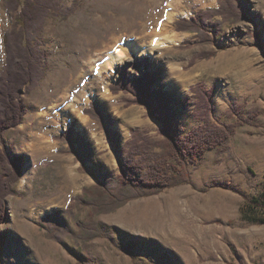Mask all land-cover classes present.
Masks as SVG:
<instances>
[{
  "label": "rangeland",
  "instance_id": "1",
  "mask_svg": "<svg viewBox=\"0 0 264 264\" xmlns=\"http://www.w3.org/2000/svg\"><path fill=\"white\" fill-rule=\"evenodd\" d=\"M244 2L248 18L232 22L216 16L211 25L218 23L220 32L214 43L207 44L195 42V32L178 31L175 21L191 18L201 9L217 8L218 0H62L58 9L47 13L33 41L39 51L47 54L41 65L42 76L22 95L26 113L17 127L3 134L0 144L21 169L20 178L10 185L4 200L7 212L0 223V264H78L71 252L84 255L87 251L92 252L97 264H264V223L242 212L245 200L264 189V0ZM173 8L185 13L175 17L171 14L172 19H166ZM94 15L105 17L103 25L113 26L115 38L105 45L97 39L99 44L91 47L95 57L91 65L87 58H80L75 40H82L81 32L92 25ZM15 19L5 0H0V73L6 64V34ZM165 36L181 38L177 43H162L154 45L150 52L146 50L155 39ZM189 40L195 44L180 46ZM128 45L137 49H129L112 68L98 71L109 53ZM202 52L215 55L198 58L191 64V59ZM144 57H149L154 69L161 70L153 88L171 101L176 134L183 135L201 124L193 114L194 105L182 102L185 97L192 98L191 86L199 82L213 89L215 123L240 121L226 116L228 108L237 103H245L247 111L259 110L258 120L237 126L227 140V148L208 150L197 165L187 161V182L132 199L112 212L96 213L80 205L69 208L84 187L116 179L120 173V156L106 130L84 113L92 100L103 103L109 128L120 146L131 138V129L135 128L155 138L162 136L163 124L157 118L149 116L139 104L125 103V98H133L132 94H114L110 89L120 78V67L124 66L129 79L142 75L131 64ZM60 73L73 80L78 78L80 86L86 84L95 91L81 103L79 115L64 121L51 135L56 156L63 160L61 163L70 162L79 176L77 187L66 197L44 202L57 192L63 167L55 160L32 167L30 156L20 147L24 135L20 125L23 121L34 122L30 117L39 111L32 107L35 99L48 76ZM182 77L189 79L180 82ZM80 117L89 124L82 126ZM67 128L71 132L66 137L71 134L74 140L88 146L85 166L96 175L84 170L75 153L77 144L59 139ZM214 181H228L234 189L209 186ZM58 212L73 233L52 239L41 220ZM83 220L96 221L115 231H108L110 236L82 241L74 234L76 222Z\"/></svg>",
  "mask_w": 264,
  "mask_h": 264
},
{
  "label": "trees",
  "instance_id": "2",
  "mask_svg": "<svg viewBox=\"0 0 264 264\" xmlns=\"http://www.w3.org/2000/svg\"><path fill=\"white\" fill-rule=\"evenodd\" d=\"M62 0H5V3L15 15L12 28L6 34V64L0 73V144L3 134L11 128L17 127L26 109L21 103V97L30 91L42 76L41 65L47 54L39 51L33 44L40 33L45 17L52 9H58ZM217 8L201 9L191 18H180L175 21L178 31L195 32V42L199 44L214 43L220 29L211 25L216 16L222 20L239 22L248 18V11L244 0H218ZM254 35L259 37V33ZM195 42L184 41L181 47H191ZM215 52H202L191 59L193 64L198 58H210ZM142 75L132 79L127 77L124 66L118 68L120 76L116 84L110 86L114 94L123 91L130 93L133 98H125L127 105L139 104L147 110L151 117L157 118L163 127L161 138L153 137L148 131L131 129V138L123 146L115 138L109 128L107 114L103 103L92 100L84 113L95 118L112 142L114 149L120 156L118 159L120 173L117 178H108L92 186L82 189V193L73 198L72 206L91 208L96 213L112 212L125 205L130 200L157 194L163 190L175 187L188 181L185 171L186 162L199 164L210 149L227 148V140L243 123H255L260 114L259 110L247 111L245 103H237L228 108L226 116L238 117L234 123H215L212 119L213 89L199 82L191 86L192 98L185 97L182 102L194 105L193 114L201 124L185 134H176L173 126V115L168 98L161 90L154 89V83L159 79L161 70L153 68L149 57H144L131 64ZM144 69V70H143ZM169 102V104H167ZM169 105V106H168ZM70 128L59 136V139L77 144L75 153L82 162L84 170L97 174L86 168L88 146L81 141L74 140L70 135ZM0 223L6 216L5 197L10 193V185L17 182L21 176V169L16 161L11 160L3 147H0ZM211 187L221 186L234 189L227 181L218 184L210 183ZM71 213V209H68ZM243 214L253 220L264 223V189L255 197L245 200L242 206ZM41 225L47 227L48 236L60 239L64 235L73 233L63 223L60 213L50 214L41 220ZM74 236L82 241L96 236H110L106 228L96 221L83 220L76 222ZM78 264H97V259L91 251L84 255L71 252Z\"/></svg>",
  "mask_w": 264,
  "mask_h": 264
},
{
  "label": "bare ground",
  "instance_id": "3",
  "mask_svg": "<svg viewBox=\"0 0 264 264\" xmlns=\"http://www.w3.org/2000/svg\"><path fill=\"white\" fill-rule=\"evenodd\" d=\"M169 13L170 12H168V14ZM184 13L185 11L182 12L173 8L169 18L166 19H170L172 15L174 17L175 15L182 16ZM101 16L94 15L92 25L81 32L83 36L82 40H75L77 46L79 47L78 54L81 55L80 58H87L89 60V64L91 65L95 61L91 47L93 46L94 48V46L99 44L97 39L102 40L100 42L103 43L100 45H105L108 40L115 38L113 26L103 25L105 24V17L103 18ZM164 28H166V25H164ZM83 33L85 34L83 35ZM180 38L181 37L179 36H165L157 38L149 47L146 48V50L150 52L155 48L154 45H160L162 43H177ZM132 48H134L132 45L126 48L117 47L109 53L108 59L99 66L98 71L101 72L112 68L115 64L123 60L126 57L127 51ZM171 74L172 73H170V75ZM186 79L189 78L182 77L180 82H183ZM77 81H79L78 78L73 80L67 77L66 73L48 76V80L43 91L37 96V99H35V105L32 106L35 110H39L30 117L34 120V122L29 123L23 121L20 125V127H23L24 132L20 147L23 152L28 153L30 156L32 167L45 160L59 161L60 165L63 167V170L59 175L62 177V180L60 181V186L57 188V192L49 196L44 202H55L61 197H66L70 191H75L77 183L80 180L79 176L69 164L70 162H67V164H65V161L64 163H61L63 160L56 156V147L51 140V135L54 131L60 128L64 121L73 119L79 115L81 103L85 99H88L95 91V88H90L86 84L80 86V81L76 83ZM79 123L84 126L86 124L88 125L89 121L80 117ZM31 172L32 168L30 169V173Z\"/></svg>",
  "mask_w": 264,
  "mask_h": 264
},
{
  "label": "water",
  "instance_id": "4",
  "mask_svg": "<svg viewBox=\"0 0 264 264\" xmlns=\"http://www.w3.org/2000/svg\"><path fill=\"white\" fill-rule=\"evenodd\" d=\"M5 42H7V39L5 40Z\"/></svg>",
  "mask_w": 264,
  "mask_h": 264
}]
</instances>
